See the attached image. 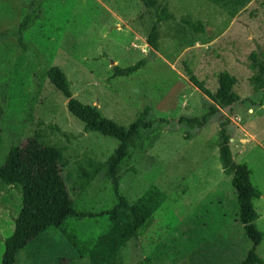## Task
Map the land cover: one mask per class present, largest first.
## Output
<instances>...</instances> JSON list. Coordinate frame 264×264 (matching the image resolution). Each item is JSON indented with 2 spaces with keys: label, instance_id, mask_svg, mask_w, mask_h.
Segmentation results:
<instances>
[{
  "label": "rangeland",
  "instance_id": "obj_1",
  "mask_svg": "<svg viewBox=\"0 0 264 264\" xmlns=\"http://www.w3.org/2000/svg\"><path fill=\"white\" fill-rule=\"evenodd\" d=\"M161 1L172 18L157 24L149 59L141 0H0V163L10 147L38 136L58 150L76 211L98 214L112 206L105 162L117 143L82 131L66 99L41 75L55 66L71 97L102 117L126 127L147 108L154 122L118 170L119 195L147 211L137 238L121 251L122 264H238L251 243L237 221L230 177L217 161V131L226 119L233 158L246 165L260 193L252 207L263 234L255 253L264 264V87L248 82L254 74L248 56H258L264 43V0ZM27 15L31 23L19 35ZM142 59L131 75L112 76L113 66ZM185 67L210 93L216 75L227 72L241 101L228 110L215 106L200 128L185 122L213 105L188 81ZM20 203L21 187L0 181V257ZM107 224L105 216L68 219L39 248L20 252L15 264H89L87 251Z\"/></svg>",
  "mask_w": 264,
  "mask_h": 264
},
{
  "label": "trees",
  "instance_id": "obj_2",
  "mask_svg": "<svg viewBox=\"0 0 264 264\" xmlns=\"http://www.w3.org/2000/svg\"><path fill=\"white\" fill-rule=\"evenodd\" d=\"M141 3L147 16L145 42L150 49L149 59H151L157 50V24L169 21L172 16L167 11L164 1L141 0ZM33 5L38 9V2ZM30 23L29 15L25 16L17 26V33L20 35ZM18 43L20 44V38ZM248 57L250 60L248 67L254 71L248 82L253 89H262L264 43L258 56L252 52ZM145 62L146 60L142 59L125 68L113 66L112 76L127 77ZM184 70L188 81L213 103L199 119H185V122L200 128L215 114V106L228 110L241 101L233 91L235 79L227 72L222 71L216 75V89L210 93L187 67ZM41 75L46 77L49 84L66 99L67 112L81 123L83 132L97 133L116 141V147L105 162L106 177L110 180L114 202L109 209L98 214L76 211L57 165L58 150L53 145L44 143L38 136H33L26 139L22 146L10 147L0 163V181L21 187V203L13 222L12 232L3 241L0 264H15L18 254L31 245H37L39 248L40 241L52 231L59 230L66 220H80L93 216H105L108 224L105 232L96 238L87 251L89 264H122L121 251L127 243L137 238L145 222L147 211L139 205V201L129 204L119 195L118 170L121 163L129 158V151L135 139L140 133L150 131L154 122L147 118L148 109L144 108L128 126H120L102 117L96 107L84 105L73 99L70 95L69 83L59 68L49 67L44 69ZM226 124L227 120L224 119L219 123L217 131V161L221 172L230 177V185L237 205V221L251 243L244 259L238 264H263L255 253L256 247L262 242L263 234L254 226L257 215L252 207V201L258 199L260 193L251 185L246 165L237 163L233 158L229 147L230 135L225 129ZM150 197L154 196L150 194Z\"/></svg>",
  "mask_w": 264,
  "mask_h": 264
}]
</instances>
